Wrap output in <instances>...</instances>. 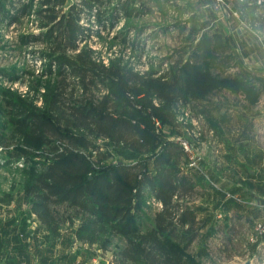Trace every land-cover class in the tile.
I'll return each mask as SVG.
<instances>
[{"label": "trees", "instance_id": "trees-1", "mask_svg": "<svg viewBox=\"0 0 264 264\" xmlns=\"http://www.w3.org/2000/svg\"><path fill=\"white\" fill-rule=\"evenodd\" d=\"M106 3L38 0L36 7L24 6L23 11L37 18L41 33L22 38V43L43 46L35 54L46 62L42 77L50 80L42 83L37 76L32 92L2 93L10 110V138L18 140L9 158L24 161L23 202L52 236L59 237L66 225L76 226L72 243L99 244L105 252L107 240L118 235L126 246L113 264H178L170 242L191 246L207 221L186 203L196 196L184 168L186 151L179 144L158 142L163 140L152 132L145 101H159L161 110L153 108V114L172 125L180 104L223 83L203 61L173 66L162 74L137 72L123 58L106 65L99 52L81 46L91 30L83 17L90 20L98 10L96 21L104 27L105 14L99 8ZM203 44L207 56H216ZM101 89L108 93L100 97ZM131 94L141 109L135 108ZM10 138L0 134V144L8 147ZM100 141L133 161L113 163L115 155L104 151ZM148 194L161 209L153 214L152 228L142 231L139 217L151 215ZM231 200L225 207L233 205Z\"/></svg>", "mask_w": 264, "mask_h": 264}, {"label": "rangeland", "instance_id": "rangeland-1", "mask_svg": "<svg viewBox=\"0 0 264 264\" xmlns=\"http://www.w3.org/2000/svg\"><path fill=\"white\" fill-rule=\"evenodd\" d=\"M29 3L36 7L38 0H0V134L8 138L13 134L11 116L2 93L7 90L27 93L37 76H41L42 83L50 80L42 77L47 69L46 62L35 54L43 46L39 43L24 45L21 40L41 33L32 11H23ZM99 9L105 14V26H99L96 21L98 10L92 13L90 20L83 17V25L91 30L81 46L88 45L99 52L106 65L111 60L123 58L137 72L162 74L173 66L198 65L203 61L213 77L223 83L200 97L191 96L187 105L180 104L172 125L153 114V108L161 110L159 101L153 98L145 101L146 115L155 127L152 132L163 140L158 142L179 144L186 151L189 161L184 168L196 190L195 198L186 203L208 224L191 246L177 240L170 242L178 264H264V234L260 228L264 225V166H257L261 172L257 177L256 172L249 173L251 167L256 169L258 160L264 163V82L256 81L258 72L253 66L256 58L244 59L250 70L233 72L230 68L236 59L227 60L215 54V59L207 56L201 50V43L211 42L213 33L209 29L219 26L209 14L197 15L195 11H199V7L191 0H107ZM217 41V44L222 42L219 38ZM259 53L264 57V50ZM97 93L101 97L108 91L101 89ZM131 99L136 109L142 108L138 98L131 94ZM9 141L8 147L0 144V200L9 196V201L0 202L2 264L10 249L22 251L30 245L43 248L40 257L46 254L53 262L60 257L66 258L76 247L79 248L77 255L89 262L94 258L99 261V256L105 260L101 264L112 262L126 246L123 237L115 235L107 240L105 252L97 244L89 248L94 252L86 254L81 249L86 245L76 240L71 242L76 226H64L59 237L52 236L41 226L23 202L24 161L9 158L18 140L10 138ZM98 144L115 155L113 163L133 161L109 142ZM236 194L245 198L256 195V204L239 209L237 214L242 217L241 221L231 220L226 226L231 225L232 230L227 231V227L220 226L227 222L225 218L233 219L236 211L230 208L226 217L218 211L226 201H233ZM146 203L151 215L139 217L142 231L152 228L153 214L161 209L149 194ZM57 208L63 209V206ZM137 213L133 214L137 217ZM32 232L35 234L30 236Z\"/></svg>", "mask_w": 264, "mask_h": 264}, {"label": "crops", "instance_id": "crops-1", "mask_svg": "<svg viewBox=\"0 0 264 264\" xmlns=\"http://www.w3.org/2000/svg\"><path fill=\"white\" fill-rule=\"evenodd\" d=\"M260 1L264 0H230L227 8L219 9V7L216 6L215 0H191L195 7H199V11H195L197 12V15L209 14V17L215 18V22L219 26V28L213 27L209 29L211 34L213 33V35L210 36V39L212 37L213 39L211 42H208L207 40V42L203 44V48H211L216 52V56L218 55L221 58L227 60L236 59L238 65L235 66V61L230 68L233 72L250 70V66H247L248 62L244 59L250 58L254 60L256 58V62L254 60L253 66L256 68L255 72H258V74L256 73V81H258V83L264 82V61H261L264 57L259 53L264 50V2L260 4ZM218 38L221 39L223 43L220 42V44H217ZM240 55L244 58L242 59ZM257 166L263 167L264 163H261V161L258 160V162H256V169L252 167L249 169L250 174L254 175L256 172V177L261 174L260 169H257ZM236 196L234 197L233 205L231 204L233 207L230 205L229 207L221 205V210L218 211L222 217H226L227 212L233 208L232 211H236L233 219L231 217L225 218L227 219V222L220 226L222 229L227 227V231L232 230L231 225L226 226V224H230L231 220L238 219V221H241L242 217L237 214L239 209H242L243 206L251 207V204H256V195L252 196V198H245L240 194H236ZM208 230L209 229H207L206 232H208ZM34 234L35 233L32 232L30 236H33ZM87 246L88 245H86V247H81L86 254L91 252L92 250L89 248H94L95 245ZM47 248L48 250L50 249L49 247ZM22 249V251L18 249H10L4 264H101V261H105L102 260L103 258L101 256H97L99 261L94 258L92 262L85 260V257L81 258L77 255L78 247L72 249L70 251L71 253L66 258L60 257V259L57 258L54 262L50 261L46 254L40 257L39 254L43 249L41 247L33 248L30 245L27 250H25V248ZM92 257H94V253H92ZM105 264H113V262H105Z\"/></svg>", "mask_w": 264, "mask_h": 264}, {"label": "built area", "instance_id": "built-area-1", "mask_svg": "<svg viewBox=\"0 0 264 264\" xmlns=\"http://www.w3.org/2000/svg\"><path fill=\"white\" fill-rule=\"evenodd\" d=\"M230 0H215V3L217 5V7H219V9H225L227 8L228 4H229ZM264 1H260L259 3H263ZM260 228H263L262 232L264 234V225H261ZM0 264H2V262L0 261Z\"/></svg>", "mask_w": 264, "mask_h": 264}]
</instances>
